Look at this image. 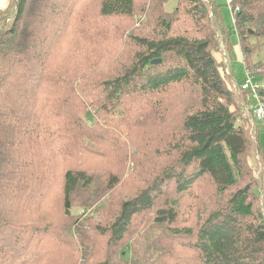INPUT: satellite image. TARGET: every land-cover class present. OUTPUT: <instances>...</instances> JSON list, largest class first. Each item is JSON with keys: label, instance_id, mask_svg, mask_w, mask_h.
I'll use <instances>...</instances> for the list:
<instances>
[{"label": "trees", "instance_id": "trees-1", "mask_svg": "<svg viewBox=\"0 0 264 264\" xmlns=\"http://www.w3.org/2000/svg\"><path fill=\"white\" fill-rule=\"evenodd\" d=\"M168 1L0 10V264H264V131L215 56L238 42L264 79V0H232V27L218 0Z\"/></svg>", "mask_w": 264, "mask_h": 264}, {"label": "rangeland", "instance_id": "rangeland-1", "mask_svg": "<svg viewBox=\"0 0 264 264\" xmlns=\"http://www.w3.org/2000/svg\"><path fill=\"white\" fill-rule=\"evenodd\" d=\"M225 2L226 5L223 8L224 12V17L226 20V24L229 25L230 27L233 26V17H232V11L230 8V2L227 0H219V2ZM230 3V4H229ZM177 4V0H169L166 8L169 12L174 10L175 6ZM12 17L10 16L7 20L9 21ZM223 45V44H222ZM240 45L238 42L235 44V51L234 55L231 56L229 51L226 49V47L220 46L219 51L215 52V56L219 63L221 64L219 69L221 73L224 75L227 84L231 87L234 81H236L237 84H240L241 81L244 79L245 76V67L243 63V56L241 52V48L239 49ZM259 46L260 49L256 56L254 57V60L257 62H264V38L259 39ZM232 75V76H231ZM233 78V79H232ZM234 80V81H233ZM261 86L264 87V79L263 80H258ZM234 89L235 93L237 94V101L235 105L231 106V109L234 111L237 110L238 106H240L241 114L238 117V122L242 125H244L245 128L249 130L250 134H255L257 126L254 123V118H253V113L248 109L249 105V100L248 97L243 94L238 92L235 88ZM255 138L253 140V143H257L258 140L256 138V135H254ZM257 141V142H256ZM260 143L262 145V148L264 150V133L260 135ZM256 146V145H255ZM250 169H252V172L254 173V177L258 181V190H259V202L263 211H264V162L260 155L258 153H255L253 158L250 161ZM131 168H133V165H131ZM202 191L206 195H212V188L209 184H204L202 185ZM78 211V210H77ZM89 212V211H88ZM127 252V251H126ZM126 257H129V253L127 252Z\"/></svg>", "mask_w": 264, "mask_h": 264}, {"label": "built area", "instance_id": "built-area-1", "mask_svg": "<svg viewBox=\"0 0 264 264\" xmlns=\"http://www.w3.org/2000/svg\"><path fill=\"white\" fill-rule=\"evenodd\" d=\"M227 1L232 3V0ZM260 87L261 84L256 79V75L251 74L246 69L244 79L241 81V83L237 84L236 81H234L231 86V88H235L240 93H243L244 90L250 91V94L248 95V109L253 113L255 125L259 126L264 131V102L259 97Z\"/></svg>", "mask_w": 264, "mask_h": 264}, {"label": "crops", "instance_id": "crops-1", "mask_svg": "<svg viewBox=\"0 0 264 264\" xmlns=\"http://www.w3.org/2000/svg\"><path fill=\"white\" fill-rule=\"evenodd\" d=\"M11 2H12V0H0V10L7 9L10 6ZM221 3H223V2L221 1ZM224 4H226V3L224 2ZM238 48L240 49V46Z\"/></svg>", "mask_w": 264, "mask_h": 264}, {"label": "water", "instance_id": "water-1", "mask_svg": "<svg viewBox=\"0 0 264 264\" xmlns=\"http://www.w3.org/2000/svg\"><path fill=\"white\" fill-rule=\"evenodd\" d=\"M160 61H161L160 59H158V60H154L153 63H154V64H158Z\"/></svg>", "mask_w": 264, "mask_h": 264}, {"label": "bare ground", "instance_id": "bare-ground-1", "mask_svg": "<svg viewBox=\"0 0 264 264\" xmlns=\"http://www.w3.org/2000/svg\"><path fill=\"white\" fill-rule=\"evenodd\" d=\"M230 6H231V4H230ZM231 8V7H230Z\"/></svg>", "mask_w": 264, "mask_h": 264}]
</instances>
